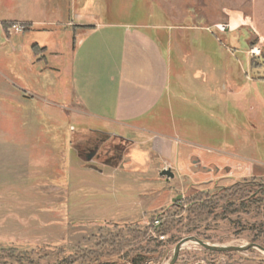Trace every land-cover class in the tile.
Masks as SVG:
<instances>
[{
    "label": "rangeland",
    "instance_id": "374dc122",
    "mask_svg": "<svg viewBox=\"0 0 264 264\" xmlns=\"http://www.w3.org/2000/svg\"><path fill=\"white\" fill-rule=\"evenodd\" d=\"M24 16L52 24L5 36L0 23V264H168L189 236L264 248V0H0V21ZM67 23L96 32L78 37ZM131 31L158 38L166 72L158 108L134 122L148 132L126 141L95 130H136L67 111L63 93L70 58L76 69L93 40L102 44L89 70L109 90ZM73 36L75 47L85 39L77 52ZM33 42L55 44L48 59L60 73L31 59ZM168 166L166 181L158 170ZM174 264H264V252L188 241Z\"/></svg>",
    "mask_w": 264,
    "mask_h": 264
},
{
    "label": "crops",
    "instance_id": "0c3cea01",
    "mask_svg": "<svg viewBox=\"0 0 264 264\" xmlns=\"http://www.w3.org/2000/svg\"><path fill=\"white\" fill-rule=\"evenodd\" d=\"M14 21L11 20H1L0 23L2 28L4 29L3 35L5 32H8V26L6 24L13 23ZM17 22V21H16ZM20 24L27 26L31 24H38V25H51V21H35L31 20V18L24 16L20 20ZM68 26H73V34L78 37H86L90 38L96 32V28L93 25L88 24H71L67 23ZM110 28H113L114 25H108ZM137 28L138 30L141 29V26H130ZM130 27L126 26L127 29ZM164 30H168L172 28V25H162L159 26ZM179 30L182 28L179 24L174 26ZM7 28V30H5ZM189 28V27H185ZM191 29L196 28L195 26L190 27ZM24 29V30H25ZM184 29V28H183ZM78 30V31H77ZM11 32V31H10ZM7 36V34L5 35ZM89 36V37H88ZM73 45H75V36H73ZM154 40H150L149 36L146 33H136L135 31H131L126 33L124 42L125 44L122 45L123 50L120 54L119 58V66L117 70L113 71V73H108V84L111 87L109 90H100L99 81L94 73V70H89V61L92 62L93 58H100L97 51L99 50V46L102 42H96L93 40L87 47L88 51L82 53V62L80 61L79 65L77 63V68L74 67V57L72 56L71 64H70V71L72 73L71 83L67 88H64L63 99L66 102L67 111H72L74 114L82 113L84 116H90L92 118L103 120L112 125L116 126L120 130L124 131V129H132L136 130L135 134H133V138L129 137V134H118L115 133L114 130L107 129L106 126L102 128H96V133H104L108 134L111 133L113 136L120 137L125 139L126 141H131L132 139L136 138V136H144L142 132H148L145 128L144 124H135L134 122L142 121L145 116H148L150 112L156 110L158 105L163 96V90L160 86L157 85L159 83L158 79H163V75L166 72L165 69V61L164 58L159 54L161 53L160 50V41L158 38H153ZM85 39L78 40V46L75 47L76 52L81 48L84 44ZM152 41V46L149 42ZM179 45L181 43V36L178 35L177 40ZM155 42V43H154ZM27 43H31L30 40H27ZM127 43V44H126ZM36 45L38 49L35 51L32 49V46ZM55 44L52 42L50 46L47 42H41L40 45L36 42L31 44V59L32 60H41L44 63L43 69L49 72L60 73L57 70V64L49 61L48 58L55 59L57 57V52H55L53 46ZM105 45V43H104ZM23 47V46H22ZM50 47V48H49ZM73 47V49H74ZM152 50V51H150ZM188 50V49H187ZM108 54L103 56L104 61L111 62L113 61L114 67H117L115 63V56L110 55V49L106 50ZM160 55V56H159ZM161 62V66L163 68H158V63ZM157 63V64H156ZM56 65V66H55ZM69 66V65H68ZM66 67V66H65ZM107 67V66H106ZM69 71V69H68ZM77 72V78L76 73ZM75 73V75L73 74ZM106 75V74H105ZM79 79V80H78ZM87 81L85 82L84 80ZM107 84V85H108ZM161 95V96H160ZM49 102L53 103L54 99L59 98L60 95L57 93L51 92L49 95ZM74 103L75 105H72ZM109 105L108 114H100L96 112V109L99 108L100 105L107 104ZM79 105V106H76ZM85 105V107H84ZM83 108V109H81ZM115 113V114H114ZM66 118H69V114L66 112L62 114ZM75 116V115H71ZM78 116V115H77ZM137 125V126H136ZM101 127V126H100ZM150 133V132H149ZM164 135L161 137H168V134H161ZM132 135V134H131ZM155 135V134H154ZM148 136V135H145ZM150 136H148L149 138ZM155 137V136H153ZM156 138V137H155ZM157 146L156 150L163 151L161 147V141H164L163 138H156ZM168 150V149H167ZM168 155L170 154L171 150H168ZM180 151V150H179ZM184 151V150H183ZM165 153V154H167ZM179 153V161L178 165L182 171L184 170L185 164L182 165L180 154L185 152H178ZM170 156V155H169ZM169 167V166H168ZM164 168V167H162ZM160 170V169H159ZM158 170V171H159Z\"/></svg>",
    "mask_w": 264,
    "mask_h": 264
},
{
    "label": "water",
    "instance_id": "95a60500",
    "mask_svg": "<svg viewBox=\"0 0 264 264\" xmlns=\"http://www.w3.org/2000/svg\"><path fill=\"white\" fill-rule=\"evenodd\" d=\"M158 175L160 177H163L166 181H168L174 177V173L172 172L171 168H169V167H164V168L160 169L158 171ZM188 241H193V242L199 244L200 246H202L208 250H212V251H219V252L244 251L250 247H255V248L264 252L263 247H261L257 244H254V243L249 244V245H245V246H217V245H209V244L205 243L204 241L197 239L196 237L189 236V237L182 239L181 241H179L176 244V246L174 248L173 257L168 264H174V262L176 261V259L178 257V253H179L181 246Z\"/></svg>",
    "mask_w": 264,
    "mask_h": 264
},
{
    "label": "built area",
    "instance_id": "2783aa9c",
    "mask_svg": "<svg viewBox=\"0 0 264 264\" xmlns=\"http://www.w3.org/2000/svg\"><path fill=\"white\" fill-rule=\"evenodd\" d=\"M8 28L13 33H22L23 30L25 29V26L20 24V23H10V24H8ZM225 28H226V26H224V25H216V30H218L219 32H224ZM152 225H153V227L158 226L159 220L157 218H155L152 222Z\"/></svg>",
    "mask_w": 264,
    "mask_h": 264
},
{
    "label": "trees",
    "instance_id": "16d2710c",
    "mask_svg": "<svg viewBox=\"0 0 264 264\" xmlns=\"http://www.w3.org/2000/svg\"><path fill=\"white\" fill-rule=\"evenodd\" d=\"M6 26H8V24H6ZM32 49L35 51V49H38V47L36 46V45H33L32 46ZM262 184V182H258V185H259V187H258V189L259 190H261V188L263 187L264 188V186H263V184ZM232 186H236L237 188L238 187H240V184H239V182H236V183H234ZM241 189V188H240ZM244 198H242V199H240V201H242ZM158 220H159V225H158V227L159 226H161L162 225V220L160 219V218H158V217H156ZM155 219V218H154ZM153 219V220H154Z\"/></svg>",
    "mask_w": 264,
    "mask_h": 264
},
{
    "label": "flooded vegetation",
    "instance_id": "af4514ba",
    "mask_svg": "<svg viewBox=\"0 0 264 264\" xmlns=\"http://www.w3.org/2000/svg\"><path fill=\"white\" fill-rule=\"evenodd\" d=\"M97 147V146H96ZM119 150V151H118ZM113 151H118L119 152V156H121V154L123 153V149L121 148V149H119V148H117V147H115V148H113ZM84 153H86V152H84ZM106 154H107V151H106ZM105 157H106V155H105ZM107 158V157H106ZM118 158V157H117Z\"/></svg>",
    "mask_w": 264,
    "mask_h": 264
}]
</instances>
